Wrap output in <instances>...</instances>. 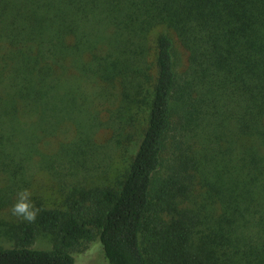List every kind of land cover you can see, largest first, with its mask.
Segmentation results:
<instances>
[{
  "label": "trees",
  "instance_id": "trees-1",
  "mask_svg": "<svg viewBox=\"0 0 264 264\" xmlns=\"http://www.w3.org/2000/svg\"><path fill=\"white\" fill-rule=\"evenodd\" d=\"M0 32L28 114L58 115L88 57L103 79L124 66L149 111L121 187L81 189L67 210L41 209L13 229L0 264H75L96 239L110 264H221L229 243L264 247V0H0ZM201 123L206 141L222 142L219 160L206 142L179 139ZM199 153L215 167L220 213L207 232L185 202L202 172ZM41 233L52 249L32 248Z\"/></svg>",
  "mask_w": 264,
  "mask_h": 264
},
{
  "label": "rangeland",
  "instance_id": "rangeland-1",
  "mask_svg": "<svg viewBox=\"0 0 264 264\" xmlns=\"http://www.w3.org/2000/svg\"><path fill=\"white\" fill-rule=\"evenodd\" d=\"M153 40L148 50L152 83L157 52ZM179 51L182 56L178 54V70L182 71L187 56L182 49ZM9 53L10 48L0 35V248L13 247V229L26 222L11 212L17 194L24 189L31 193V201L39 211L67 210L81 189H119L141 144L149 113L144 104L135 102V86L124 74V66L123 75L114 80L103 79L94 68L96 63L88 57L81 62L91 68L73 73L69 100L58 106V115L50 116L48 110L28 114L9 83V71L4 66ZM9 65L12 66L10 62ZM198 118L201 121L202 115ZM202 125H196L194 133L179 139L186 142L185 146L188 141H199L200 145L206 142L208 156L219 160L217 150L223 148L222 142L211 144L210 136L207 143ZM199 155L202 172L185 202L201 215V229L207 232L208 227L215 230L213 223L220 213L214 202L217 195L209 185L216 180L215 167L207 164L202 153ZM52 246V237L41 233L32 248L50 250ZM221 249V264H264V247L229 243ZM73 256L75 264H110L99 239Z\"/></svg>",
  "mask_w": 264,
  "mask_h": 264
},
{
  "label": "clouds",
  "instance_id": "clouds-1",
  "mask_svg": "<svg viewBox=\"0 0 264 264\" xmlns=\"http://www.w3.org/2000/svg\"><path fill=\"white\" fill-rule=\"evenodd\" d=\"M31 193L24 189L17 194V200L12 205V215L22 218L26 222H34L39 213V209L35 207L31 201Z\"/></svg>",
  "mask_w": 264,
  "mask_h": 264
}]
</instances>
